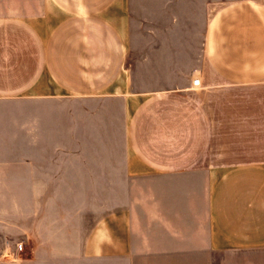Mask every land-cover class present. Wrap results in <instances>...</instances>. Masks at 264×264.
<instances>
[{
	"label": "crops",
	"instance_id": "0c3cea01",
	"mask_svg": "<svg viewBox=\"0 0 264 264\" xmlns=\"http://www.w3.org/2000/svg\"><path fill=\"white\" fill-rule=\"evenodd\" d=\"M140 1L59 0V93L101 83L133 94L137 112L130 135L59 132L54 151L15 112L41 105L40 41L0 20V264L26 249L11 263L41 262L52 248L59 264H264V0H231L210 17L205 1L195 44L190 6ZM139 59L161 88L133 90L126 63ZM54 206L63 213L49 218Z\"/></svg>",
	"mask_w": 264,
	"mask_h": 264
},
{
	"label": "rangeland",
	"instance_id": "374dc122",
	"mask_svg": "<svg viewBox=\"0 0 264 264\" xmlns=\"http://www.w3.org/2000/svg\"><path fill=\"white\" fill-rule=\"evenodd\" d=\"M132 1L134 3V0ZM151 1L148 0V6L151 5ZM205 1L207 2V16L210 17L215 8L214 6H221L231 0H170V4L174 3L176 7L185 6L186 9L189 6L191 7V20L194 26L191 32L194 44L202 35L201 28L206 16L204 14ZM140 2L142 3L143 0ZM131 6L134 10L135 4L131 3ZM131 17L135 19L134 12ZM59 19H61V15H59V0H0V20L19 21L31 28L40 41L47 63L46 68L42 70L40 76L31 87L32 98L40 99L41 105H39V102L29 101L26 108L17 107L15 111L16 119L22 120L25 118L27 122L30 121L31 131L33 130V133L38 135L41 134L44 140L47 135L49 138V151L59 150V132L66 135L93 134L99 140L105 134L108 136L130 135L133 119L137 112L136 103L131 100L135 97L133 94H126L124 95L126 98H120V96L115 94V89L111 90L112 94H105L101 83L96 87V92L92 94H88L86 87L83 86L77 89L64 86V89L71 93H59ZM135 33L134 29L131 28L129 30L132 46L135 44ZM144 33L147 32L144 31ZM193 48L195 53V49L199 47L194 46ZM198 65L199 62H192L193 73ZM126 66L128 68L130 66V69H132L131 74L135 86L133 90L151 91L161 88L153 85L150 82L152 81L150 77H146V73H150V63H144L139 59L138 61L127 62ZM179 77L181 78H177V82L183 79V71L180 72ZM177 82L175 81V83ZM174 86L178 85L174 84ZM166 88H171V83H168ZM76 119L80 122H75ZM60 122L63 124L62 126H59ZM57 138L58 143L55 142ZM65 144L67 145L65 149L74 148L76 150H81L86 145L85 142H75L73 147H71L70 142ZM81 144H84L82 148ZM95 144L100 145L99 148L104 150V143L97 142ZM52 160L54 163V157L49 158V161ZM50 192L53 191L49 190ZM101 209L103 208L101 207ZM58 210L62 215L64 208L59 206ZM58 210L56 211L55 206L51 211L49 210V218L57 216ZM102 216V212H97L94 217L91 214H84L83 218L85 223L91 226L93 222L97 223ZM17 240L19 239H15L14 243ZM51 244L59 247V242H52ZM56 249L52 248L51 250L56 251ZM51 250H47V258L44 257L41 262L38 260L27 262V264H59V252L51 253ZM39 256H42L41 253H39ZM28 257L29 250L26 249V253H22L20 257L18 255L12 258L8 257V262L2 264H12L11 262H18Z\"/></svg>",
	"mask_w": 264,
	"mask_h": 264
},
{
	"label": "built area",
	"instance_id": "2783aa9c",
	"mask_svg": "<svg viewBox=\"0 0 264 264\" xmlns=\"http://www.w3.org/2000/svg\"><path fill=\"white\" fill-rule=\"evenodd\" d=\"M192 86L194 88H198L200 86V80L198 78H194L193 81H192ZM15 248H16V251L18 253H21L23 251V243L16 244ZM14 256L15 255H13V254L9 255L10 258H12Z\"/></svg>",
	"mask_w": 264,
	"mask_h": 264
}]
</instances>
